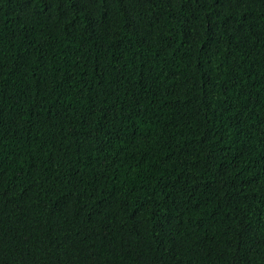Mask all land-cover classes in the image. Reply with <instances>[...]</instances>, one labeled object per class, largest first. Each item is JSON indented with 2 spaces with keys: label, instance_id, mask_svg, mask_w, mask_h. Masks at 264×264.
<instances>
[{
  "label": "trees",
  "instance_id": "16d2710c",
  "mask_svg": "<svg viewBox=\"0 0 264 264\" xmlns=\"http://www.w3.org/2000/svg\"><path fill=\"white\" fill-rule=\"evenodd\" d=\"M0 264H264V0H0Z\"/></svg>",
  "mask_w": 264,
  "mask_h": 264
}]
</instances>
